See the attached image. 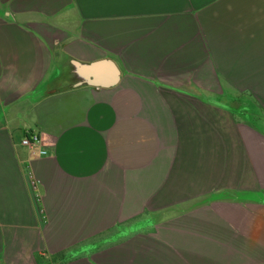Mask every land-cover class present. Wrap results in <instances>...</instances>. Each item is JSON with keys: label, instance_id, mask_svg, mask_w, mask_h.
Instances as JSON below:
<instances>
[{"label": "crops", "instance_id": "obj_1", "mask_svg": "<svg viewBox=\"0 0 264 264\" xmlns=\"http://www.w3.org/2000/svg\"><path fill=\"white\" fill-rule=\"evenodd\" d=\"M257 37L264 0H0V264H264Z\"/></svg>", "mask_w": 264, "mask_h": 264}, {"label": "rangeland", "instance_id": "obj_2", "mask_svg": "<svg viewBox=\"0 0 264 264\" xmlns=\"http://www.w3.org/2000/svg\"><path fill=\"white\" fill-rule=\"evenodd\" d=\"M254 44L259 48H264V37H257ZM229 63L239 65L233 68L228 74L238 77L240 86L243 88H251L252 91L258 93L260 112L264 117V51H243L232 53ZM249 90V89H248ZM59 259L54 257H46L44 255L36 256L34 264H56Z\"/></svg>", "mask_w": 264, "mask_h": 264}, {"label": "built area", "instance_id": "obj_3", "mask_svg": "<svg viewBox=\"0 0 264 264\" xmlns=\"http://www.w3.org/2000/svg\"><path fill=\"white\" fill-rule=\"evenodd\" d=\"M21 145L27 149L28 159L46 156L50 152L51 143L47 142L40 130H28L21 139Z\"/></svg>", "mask_w": 264, "mask_h": 264}]
</instances>
